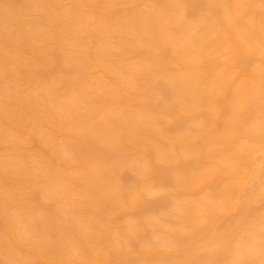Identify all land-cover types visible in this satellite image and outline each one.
I'll return each mask as SVG.
<instances>
[{
    "label": "bare ground",
    "instance_id": "obj_1",
    "mask_svg": "<svg viewBox=\"0 0 264 264\" xmlns=\"http://www.w3.org/2000/svg\"><path fill=\"white\" fill-rule=\"evenodd\" d=\"M0 264H264V0H0Z\"/></svg>",
    "mask_w": 264,
    "mask_h": 264
}]
</instances>
